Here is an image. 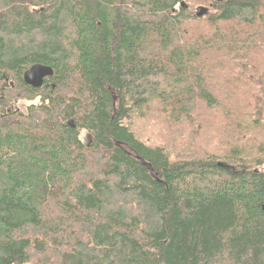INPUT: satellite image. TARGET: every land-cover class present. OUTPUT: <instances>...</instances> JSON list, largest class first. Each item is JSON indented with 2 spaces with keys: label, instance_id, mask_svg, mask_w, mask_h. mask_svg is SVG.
<instances>
[{
  "label": "trees",
  "instance_id": "trees-1",
  "mask_svg": "<svg viewBox=\"0 0 264 264\" xmlns=\"http://www.w3.org/2000/svg\"><path fill=\"white\" fill-rule=\"evenodd\" d=\"M0 80V264H264V0H0Z\"/></svg>",
  "mask_w": 264,
  "mask_h": 264
},
{
  "label": "rangeland",
  "instance_id": "rangeland-1",
  "mask_svg": "<svg viewBox=\"0 0 264 264\" xmlns=\"http://www.w3.org/2000/svg\"><path fill=\"white\" fill-rule=\"evenodd\" d=\"M1 83H2V80H0V85ZM36 101H38V98H36L34 101H28L27 99H21L11 104L10 107L18 111H23L25 110V107L28 104L32 102H36ZM133 130L136 136L148 145H162V146L167 147V149H169L172 152H173V149H175L173 146L172 148H169V139L166 136L167 134H166L164 127H162V123H158L157 121L150 119V118L137 119L135 124L133 125ZM210 132H211L210 134H214V135L209 136L210 134H208L202 139H199V142H198L199 147L202 149L200 153L222 154L227 149H229L228 146H230V144L229 143L226 144L225 139L220 138L224 134H219L215 131H210ZM256 133L258 136V140H262L264 138V130L257 129L255 132H251V136ZM81 135H82V139L84 142H87L89 140L88 135H86L85 133H82ZM183 141H184V138H180V142L183 143ZM248 143L251 144L250 141H248ZM252 145H255V144H251L250 152L253 153L254 155H256V153H260L258 146L253 147Z\"/></svg>",
  "mask_w": 264,
  "mask_h": 264
},
{
  "label": "water",
  "instance_id": "water-1",
  "mask_svg": "<svg viewBox=\"0 0 264 264\" xmlns=\"http://www.w3.org/2000/svg\"><path fill=\"white\" fill-rule=\"evenodd\" d=\"M208 12V8L205 6H199L196 9L195 15L197 17H202L206 15ZM52 70L51 68L41 65V64H34L29 67L23 74L24 83L33 87L38 88L42 85L44 78L51 76ZM70 126H74L72 123H69ZM264 209V205H263Z\"/></svg>",
  "mask_w": 264,
  "mask_h": 264
},
{
  "label": "flooded vegetation",
  "instance_id": "flooded-vegetation-1",
  "mask_svg": "<svg viewBox=\"0 0 264 264\" xmlns=\"http://www.w3.org/2000/svg\"><path fill=\"white\" fill-rule=\"evenodd\" d=\"M45 85H46V83H44V81H43V85H42V86H45ZM42 86H41V87H42ZM39 88H40V87H39ZM17 111H18V110H17Z\"/></svg>",
  "mask_w": 264,
  "mask_h": 264
},
{
  "label": "bare ground",
  "instance_id": "bare-ground-1",
  "mask_svg": "<svg viewBox=\"0 0 264 264\" xmlns=\"http://www.w3.org/2000/svg\"><path fill=\"white\" fill-rule=\"evenodd\" d=\"M182 4H183V3H182ZM197 8H198V7H197ZM197 8H196V9H197ZM207 8H208V7H207ZM195 12H196V10H195ZM44 79H45V78H44ZM43 81H44V80H43ZM42 85H43V83H42ZM42 85H41V86H42ZM41 86H40V87H41ZM38 88H39V87H38Z\"/></svg>",
  "mask_w": 264,
  "mask_h": 264
}]
</instances>
